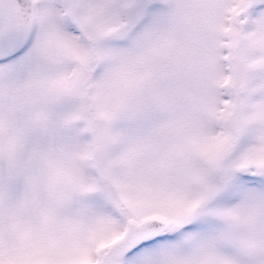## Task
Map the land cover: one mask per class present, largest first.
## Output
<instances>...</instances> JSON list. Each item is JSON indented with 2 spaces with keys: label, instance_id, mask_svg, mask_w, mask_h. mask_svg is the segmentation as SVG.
Instances as JSON below:
<instances>
[{
  "label": "snow or ice",
  "instance_id": "1",
  "mask_svg": "<svg viewBox=\"0 0 264 264\" xmlns=\"http://www.w3.org/2000/svg\"><path fill=\"white\" fill-rule=\"evenodd\" d=\"M0 264H264V0H0Z\"/></svg>",
  "mask_w": 264,
  "mask_h": 264
}]
</instances>
